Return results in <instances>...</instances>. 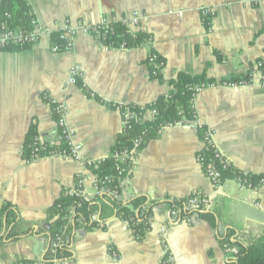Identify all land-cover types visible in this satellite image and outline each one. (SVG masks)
I'll list each match as a JSON object with an SVG mask.
<instances>
[{
  "label": "crops",
  "instance_id": "0c3cea01",
  "mask_svg": "<svg viewBox=\"0 0 264 264\" xmlns=\"http://www.w3.org/2000/svg\"><path fill=\"white\" fill-rule=\"evenodd\" d=\"M26 1L39 26L120 21L131 32L151 35L152 41L136 49H110L80 32L66 52L53 53L47 39L28 50L0 52V205L16 208L15 231L20 234L17 241H0V264L40 261L48 245V209L61 191L70 192L81 179L86 198L96 196L87 165L109 155L122 129L121 115L109 105L145 106L165 96L167 82L179 72L213 82L248 74L251 83L202 91L193 101L194 123L165 129L139 151L126 195L162 203L199 193L211 206L224 197L229 221L241 228L236 236L262 232L264 185L248 189L228 181L215 189L197 162L202 143L192 126H206L219 154L242 173L264 176V88L260 73L253 70L257 61L264 64V0ZM134 15L136 25L131 23ZM149 49L164 59L161 80L149 76ZM75 68L77 84L69 85ZM44 96L66 106V125L74 133L73 142L81 145L80 160L27 162L22 157L32 123L41 141L55 138ZM105 226L74 234L69 264H161L165 251L174 264L235 260V251L220 249L217 230L203 221L171 219L164 205L156 208L142 241L118 219ZM226 228L220 224L218 232L224 234Z\"/></svg>",
  "mask_w": 264,
  "mask_h": 264
},
{
  "label": "trees",
  "instance_id": "16d2710c",
  "mask_svg": "<svg viewBox=\"0 0 264 264\" xmlns=\"http://www.w3.org/2000/svg\"><path fill=\"white\" fill-rule=\"evenodd\" d=\"M206 21L205 19L204 22ZM0 23L6 24L12 30L29 32L33 29L35 16L26 0H0ZM98 32L99 37L96 39L110 49H136L149 45L152 41L151 35L142 31L131 32L120 21L106 22ZM50 41L58 46L59 53L69 51L66 50L64 41L60 40L58 33H52ZM28 49L30 47L9 46L1 48L0 52ZM151 55L155 56L154 61L162 64V69L165 64L164 59L153 49H149L145 62L150 78L161 80L160 72L156 76L152 75V68L149 64ZM257 63L261 64L260 71L264 76V64L259 61ZM238 80H249V75L227 81ZM206 82L213 81L207 80L204 75L191 76L185 72H179L174 79L167 82L168 93L145 106L110 104L109 108L117 110L121 115L122 129L117 134L109 155L87 165L97 184L105 187L108 192L87 199L72 196L68 190L61 191L59 197L48 209L46 222L48 245L42 258L37 262L23 259L13 264H69L72 259L71 243L74 234L77 231L93 228L105 230V225L110 219L120 220L137 241H142L150 230L151 218L156 208L162 205L166 206L171 219L187 220L190 224L197 220L203 221L211 229L217 230L216 236L220 249L225 253L235 251V260L230 264H264V228L258 235L236 236V232L241 228L240 225L229 221L227 211L229 200L227 198L219 197L212 206L210 203H201L192 209L186 206L192 196L179 200L169 199L160 203L145 196L126 195L133 170L131 151L135 150L138 153L147 143L157 139L169 127L194 123L196 116L190 86ZM43 100L48 104L55 122V138L50 141L42 140L40 143L36 123H32L22 151V157L25 160L30 158L31 147L32 149H43L38 153L41 159L49 152L67 149L68 146L60 129L56 127L58 116L55 113V105L47 96H44ZM149 112H154V114L147 117ZM195 132L202 143V148L196 155L201 170L206 176L209 167L219 173L218 180L213 182L214 187H220L239 177L245 178L255 187L261 178L264 179V176L247 175L244 177L240 170L224 159L210 143L211 131L206 126H195ZM135 140H138L137 144H134ZM123 152H127L128 157L122 159L121 153ZM17 218V210L13 205L10 203L0 205V241L14 242L20 239V234L15 231ZM220 224L227 227L224 234L218 232ZM56 238H59L60 242L53 248ZM169 258V252L165 251L161 264H174Z\"/></svg>",
  "mask_w": 264,
  "mask_h": 264
},
{
  "label": "built area",
  "instance_id": "2783aa9c",
  "mask_svg": "<svg viewBox=\"0 0 264 264\" xmlns=\"http://www.w3.org/2000/svg\"><path fill=\"white\" fill-rule=\"evenodd\" d=\"M138 18L134 15L131 19V23L133 25L137 24ZM106 22L101 21L99 24L96 25H86V24H80V23H72L69 21H65L62 23L59 27H45V26H39L36 23L33 25V29L29 32L24 31H17L10 29L6 24L0 23V49L5 47H33L36 44H38L42 39H47L50 45V50L53 53H59V48L57 45H55L53 42L50 41V36L52 33L56 32L59 35L60 40L64 41V46L66 47V50H70L73 47V43L75 40V37L78 33L83 34H89L93 36L95 39L99 37V29H101L103 26H105ZM124 25L128 26L127 22H123ZM155 56L151 55L149 57V64L152 68V75L156 76L158 72L162 70V64L154 61ZM261 64L257 63L255 64V69L257 72L260 73V82L259 85L264 88V76L263 72L260 71ZM79 77V72L75 68L71 72V75L68 79L69 85H76L77 84V78ZM251 81L249 80H238V81H221V82H206V83H198L193 86H190V90L192 91V100L194 101L199 94L207 89H213L218 87H225L229 89H239L243 88L245 86L250 85ZM83 89H85L84 86H81ZM90 97H93V94L90 92H87ZM51 102L55 105V113L57 114L58 118L56 121V127L57 129H60L61 135H63L64 139L67 141V149L59 150V151H52L49 152L48 155H45V157H58L62 159L70 158L74 160H80L79 152L81 149V145L76 144L73 142V132L68 129L66 125V115H67V108L64 105V103H59L54 100H51ZM150 115L154 114V112H149ZM190 125V124H189ZM195 128V126H192ZM40 143L42 142L40 139L38 140ZM138 140L134 141V144H137ZM210 143L213 145L211 139ZM216 149V148H215ZM42 148L38 149H32L31 147V155L27 162L35 161L40 159L38 156V153L42 151ZM139 153V152H138ZM137 151L132 150L131 151V159L132 161L135 160L136 156L138 155ZM122 159L128 157L127 152L121 153ZM93 163V162H92ZM91 164V163H90ZM199 164V163H198ZM89 165V164H88ZM248 174L243 173V176H247ZM207 177L211 179L212 182H216L219 178V173L213 170L212 168H207ZM240 188H248L252 189L254 188L252 184L248 183L245 178H237L235 180ZM258 186L264 185V179L261 178L258 181ZM93 189L95 192V195H100L105 192H108L105 187H102L97 184L96 179L94 177L93 181ZM215 189H219V186H215ZM70 195L76 196V197H83L86 198L87 195L85 194L83 180L79 179L77 180L74 188L69 192ZM113 194V193H112ZM192 197L187 202V207L189 208H195L198 204H208L209 200L205 197L200 195L199 193H194L191 195ZM60 242L59 238H56L55 244L53 245V248L57 246V244ZM172 262V258H169ZM42 264V263H39Z\"/></svg>",
  "mask_w": 264,
  "mask_h": 264
},
{
  "label": "water",
  "instance_id": "95a60500",
  "mask_svg": "<svg viewBox=\"0 0 264 264\" xmlns=\"http://www.w3.org/2000/svg\"><path fill=\"white\" fill-rule=\"evenodd\" d=\"M46 228V227H45Z\"/></svg>",
  "mask_w": 264,
  "mask_h": 264
}]
</instances>
